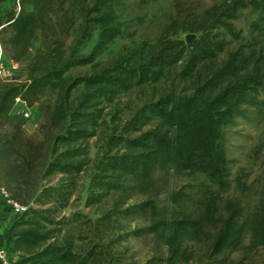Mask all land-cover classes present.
<instances>
[{"label": "trees", "instance_id": "obj_1", "mask_svg": "<svg viewBox=\"0 0 264 264\" xmlns=\"http://www.w3.org/2000/svg\"><path fill=\"white\" fill-rule=\"evenodd\" d=\"M126 1L91 0L84 24L101 23ZM67 5L15 0L0 18L6 56L14 63L31 56L24 82L0 81V189L26 208L6 239L23 255L11 264H264V190L227 185L228 136L264 102V0L203 9L176 2L167 33L195 39L164 33L146 57L102 67L70 43L78 19ZM249 9L258 35L242 39L235 23ZM228 38L240 45L230 50ZM87 65L95 71L68 76ZM159 85L119 116L121 95ZM18 101L42 115V137L29 135ZM87 173L85 206L96 219L73 209ZM53 176H60L56 184H44ZM134 242L148 247L144 259Z\"/></svg>", "mask_w": 264, "mask_h": 264}, {"label": "rangeland", "instance_id": "obj_2", "mask_svg": "<svg viewBox=\"0 0 264 264\" xmlns=\"http://www.w3.org/2000/svg\"><path fill=\"white\" fill-rule=\"evenodd\" d=\"M216 1L221 0H127L124 5L115 6V11L108 12L101 23L96 22L95 24L89 23L86 25L82 15L84 8L90 9L91 0H68L67 6L76 14L78 19V25L74 30L70 43L76 44L75 47L81 52L82 56L89 57L93 55L95 58L94 65L98 67L107 66L114 61H138L141 57H146L149 49L156 44L162 34L168 32V26L178 13L176 2H179L184 8L203 9L211 6ZM93 17L97 18L96 15ZM256 20L257 15L250 9L241 13L240 19L235 23V27L242 34V39L257 37L258 34L253 26ZM85 27H87L86 30H84ZM167 34L168 38L172 40L186 41V38L191 33L173 29ZM227 40L230 42L228 47L230 50L240 45V42H236L232 38ZM39 45L40 41L35 42L34 50ZM30 59L31 56L28 60L20 63L21 67L15 72L12 80L3 81L0 79V81L4 85L24 82L27 79V66ZM94 71L95 67L93 65H87L81 69L72 70L68 76L75 78L91 74ZM163 86H149L143 90H134L129 94L121 95L116 100L115 106L116 110L120 112L119 116L123 119L128 117L133 108L139 106L143 100L150 97L155 90ZM83 91L84 87L82 86L75 92V95ZM260 98L264 101V89L261 90ZM15 112L19 115L21 121H25V128L29 135L42 137L40 125L43 119L36 108L28 109L27 106L17 103ZM25 112H28L29 118L25 117ZM107 112H115L114 107L113 109L110 107ZM107 121L108 125H112L110 117H108ZM104 129L101 128L99 130V136ZM99 144L100 137H95L89 141L92 158L95 157ZM227 151L230 162L228 177L230 184H227L228 187L235 190L234 188L239 183V185L247 184L249 190H253L255 194L263 191L264 102L262 107L257 110V114H251L248 118L239 121L238 127L234 128L233 132L228 136ZM59 179L60 176H53L44 184H56ZM89 184L90 180L87 173L83 175L80 188L73 198V209L96 219L95 210L85 206ZM256 200L257 198L255 197L254 201ZM73 211L68 210L66 212L67 216ZM18 218L19 215L14 210L12 200L0 189V252L5 256L8 264L23 256L15 252L12 247L8 248L6 245L10 226ZM132 251L137 253L140 259H144L149 249L141 242H134L132 243ZM263 257L264 249L260 260H264ZM2 262L0 258V264Z\"/></svg>", "mask_w": 264, "mask_h": 264}, {"label": "built area", "instance_id": "obj_3", "mask_svg": "<svg viewBox=\"0 0 264 264\" xmlns=\"http://www.w3.org/2000/svg\"><path fill=\"white\" fill-rule=\"evenodd\" d=\"M20 64L19 63H14V62H8L3 56V53H0V79L3 81H10L14 78L15 72L18 70ZM19 102V101H18ZM25 117L29 118L30 115L28 112H25ZM4 192V191H3ZM7 196L8 194L4 192ZM12 204L14 206V210L17 215L22 214L25 212L26 208L20 206L16 202L12 201ZM0 258L2 259V264H8L5 256L0 252Z\"/></svg>", "mask_w": 264, "mask_h": 264}, {"label": "crops", "instance_id": "obj_4", "mask_svg": "<svg viewBox=\"0 0 264 264\" xmlns=\"http://www.w3.org/2000/svg\"><path fill=\"white\" fill-rule=\"evenodd\" d=\"M14 7H15V0H0V18L6 15L7 13H9L11 10H13ZM1 52L3 53V56L6 59V61L12 62L3 52L1 45H0V53ZM20 67L21 65L19 66V68ZM18 103H21L22 105L26 106L24 102L19 101Z\"/></svg>", "mask_w": 264, "mask_h": 264}, {"label": "water", "instance_id": "obj_5", "mask_svg": "<svg viewBox=\"0 0 264 264\" xmlns=\"http://www.w3.org/2000/svg\"><path fill=\"white\" fill-rule=\"evenodd\" d=\"M195 35H190V36H188L187 38H186V42H189L190 40H192V39H195Z\"/></svg>", "mask_w": 264, "mask_h": 264}]
</instances>
